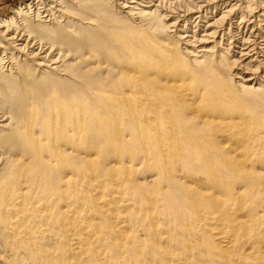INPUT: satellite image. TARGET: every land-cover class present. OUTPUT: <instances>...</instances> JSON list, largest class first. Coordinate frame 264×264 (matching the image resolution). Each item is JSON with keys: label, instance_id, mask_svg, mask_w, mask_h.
Listing matches in <instances>:
<instances>
[{"label": "bare ground", "instance_id": "1", "mask_svg": "<svg viewBox=\"0 0 264 264\" xmlns=\"http://www.w3.org/2000/svg\"><path fill=\"white\" fill-rule=\"evenodd\" d=\"M154 1L48 0L22 31L0 20V264H264V0ZM26 33L78 46L70 75L106 95L48 99L60 54ZM181 38L226 48L195 57ZM240 60L263 70L235 82Z\"/></svg>", "mask_w": 264, "mask_h": 264}, {"label": "rangeland", "instance_id": "2", "mask_svg": "<svg viewBox=\"0 0 264 264\" xmlns=\"http://www.w3.org/2000/svg\"><path fill=\"white\" fill-rule=\"evenodd\" d=\"M39 1V2H38ZM160 1V0H159ZM41 2V3H40ZM50 2H48V0H0V20H6L7 18L9 19V18H11L10 20H8V23L10 24V29L11 30H17V31H22V28H23V21H24V19L25 20H34V21H38V20H36L38 17L36 16V12L39 10L40 12L42 11V12H44L42 15H47L49 12H51V14H53L54 12H52V11H54V10H52V8L50 7V6H52V5H50L49 4ZM41 4V5H40ZM127 5H129V4H127ZM152 5H158V2H157V0L156 1H154L153 3H152ZM45 7H46V9H45ZM50 8V9H47V8ZM19 8H23L22 9V11H20V10H18ZM163 9H165V7L163 8ZM50 10H52V11H50ZM46 11H48V12H46ZM221 11V10H220ZM176 11H171V13L168 15V19H165V20H168L167 21V23L169 24V23H173V19H174V17H176V13H175ZM218 12H216V16H215V18H218V17H220V13H218ZM255 13V11H252V14H254ZM72 15V14H71ZM73 16V15H72ZM37 17V18H36ZM40 18V17H39ZM207 18H211V15H208V17ZM210 19H207V20H204L202 23H200V26H201V30H203V27H204V25H205V23H207V22H210L209 21ZM40 21V20H39ZM41 21H42V19H41ZM47 21V20H46ZM178 21H180V19L178 20ZM179 24V23H178ZM177 24V25H178ZM180 25H181V23H180ZM188 28H190V27H188ZM192 29V28H191ZM250 30H251V28H249ZM249 29H246L245 28V30H244V28H243V30L241 31V32H238V33H236V34H238L239 36H241V37H244V38H251V40L249 41V42H253L254 41V39L256 38V35H257V33H253V32H251L250 33V30ZM175 29H172V28H170V30H169V32H171L172 34H173V37H172V41L173 42H175L176 40H174V36L175 35H182V36H184V34H187L188 35V37H191L192 36V33H176V34H174L175 33V31H174ZM193 30V29H192ZM201 30H198L197 32H196V34H195V38L196 39H199V38H201V35H202V31ZM24 32V31H23ZM100 33V32H99ZM99 33H98V35H99ZM241 33V34H240ZM256 34V35H253V34ZM27 34V33H26ZM253 35V37H252V35ZM28 35V34H27ZM247 35H248V37H247ZM251 35V36H250ZM29 36V35H28ZM181 36V37H182ZM255 36V37H254ZM29 37H31L32 39H33V41L34 42H36V43H38L39 44V46H41L43 49H42V54L40 55V56H45V55H49L48 57H49V59L50 60H55V56H57V53H59V50H58V48H55L54 49V47L52 48L51 46H52V44L51 43H49L48 41H45L44 40V42L42 41V43L41 42H37L36 40V38L33 36V35H31V36H29ZM188 39H190V38H188ZM186 40V39H185ZM217 41H219L218 39H217ZM260 41V40H259ZM259 41L258 40H255V42H258L259 43ZM32 42V41H31ZM18 44V43H17ZM38 44H35L34 46H33V48H27L26 49V51H34L35 53L37 52V46H38ZM176 44H177V46H179V47H181V48H187V50H188V52H192V55L193 56H200L201 55V53H198L199 52V50L200 49H204V51H206V52H208V53H210V55H208V56H210V57H212V55L211 54H213V56L214 57H216V55L217 54H219L221 51L220 50H222V49H224V48H226V44L223 42V44L221 45V47L220 48H217V47H215L212 43H211V41H202V43L201 44H198V43H196V44H192V45H190V46H188V45H185L184 44V39H180V41L178 42H176ZM30 46H32V45H30ZM188 46V47H187ZM56 47V46H55ZM53 49V53L51 52L52 50L51 49ZM9 49H11L12 51H14L12 48H9ZM76 49H78V46H77V48L76 47H74V48H71V50H70V52H67V51H65V52H62V53H66V54H68V55H66V54H62L61 52L59 53L60 54V57L59 56H57L56 58L58 59L57 60V63L59 64V66H62L59 70H58V72L56 73V75H57V78L59 79V80H56V82L58 83H56L55 85H56V87L55 86H52L53 88L55 87V88H58V89H56L57 90V93L59 92V91H61L62 93L60 94V95H58V94H56V96L54 95V96H50L48 99H56V98H70L71 96H69V92L71 91V90H73V88L74 87H76L77 89H78V91H79V94H80V96L79 97H87V96H89L90 94V96H97V95H99V97L101 96V95H106V93L103 91V94H102V92H98V91H93V93L94 94H92V93H90L89 92V90L87 89L86 90V88H85V84H84V82L82 81V80H80L79 78H76L75 76H72V75H70V71H69V67H71L72 65H75V66H78V65H80V62H77L76 61V59H75V56L73 55L72 56V53H73V51H75ZM86 51H87V53H86ZM89 52V53H88ZM56 53V54H55ZM93 54L94 52H93V50H92V52H90V51H88L87 49L86 50H84V52H83V55L84 56H86V54L87 55H89V54ZM21 54H23V52L21 53ZM20 55V54H19ZM65 55V56H64ZM70 55V56H69ZM230 55H232V53L230 54ZM22 57H24L23 55H21ZM86 57H88V56H86ZM86 57H84V58H86ZM234 58L235 59H239L238 58V56L236 55V57H235V55H234ZM0 59L2 60V64H3V70L1 71V72H4V73H7L8 71L7 70H9V68H11L10 67V65L8 64V60H9V58H7V56L5 55V54H3V51L0 49ZM72 59V60H71ZM49 60V61H50ZM71 62V63H70ZM247 62V60L246 61H244V63H246ZM240 63H241V60L240 61H238L235 65H234V67L230 70V74H232V79H233V81H235V82H239V83H242V82H244V81H247L246 79H254V78H256L257 77V75H260V71H262L263 69H259L258 70V72L256 73V72H252L253 71V69L252 68H249V67H240ZM244 63H242V65H244ZM24 68H26V66L24 67ZM28 68V70H31V68L30 67H27ZM89 69H92V70H94V66L92 65V66H90V68ZM46 76H44L43 78H42V80H41V82L39 83L40 85L41 84H43V82L45 81H47V77L49 76V69H46ZM60 74V75H59ZM254 74H256V75H254ZM60 81V82H59ZM81 83V84H80ZM253 82H250V84H252ZM38 84V86L37 87H32V88H29V90H28V92L25 94L26 96H28L29 98H30V100H31V97L33 96V94L34 93H36L38 90H40L41 88H40V85ZM63 84V85H62ZM68 84V86H66ZM84 84V85H83ZM61 85V86H60ZM63 86V87H62ZM70 87V88H69ZM51 90H55V89H51ZM83 90V91H82ZM89 92V93H88ZM105 93V94H104ZM28 94V95H27ZM87 95V96H86ZM72 97H76V96H72ZM71 97V98H72ZM58 101H59V99H58ZM61 101H62V99H61ZM73 101V103L70 101V104H72L71 106H73V104H74V108H80V107H82V108H80L79 110H82V111H87V109H88V107L91 105L92 106V109H91V107H90V109L93 111V112H95V111H97V113H100V114H102V113H104V110L107 108L106 106H104V105H101V107H100V103L99 102H94L93 104H90V102L86 105L85 104V106H88V107H84L83 108V106H82V104H84V103H82L81 104V102H78L77 103V101L75 100H72ZM98 105H97V104ZM81 104V105H80ZM80 105V106H79ZM97 105V106H96ZM79 106V107H78ZM87 108V109H86ZM94 108V109H93ZM101 109V110H100ZM120 114V115H119ZM118 114V117L117 118H120V116H121V113H119ZM108 241L109 242H111L112 244H114V243H116V239L115 238H110V239H108ZM142 251L143 250H145V251H143V253H142V251H141V255H147V257H150V256H152L153 254H154V250H153V248L152 249H150V250H147V249H145V248H142L141 249ZM150 252V253H147V252ZM146 252V253H145ZM153 253V254H152Z\"/></svg>", "mask_w": 264, "mask_h": 264}]
</instances>
